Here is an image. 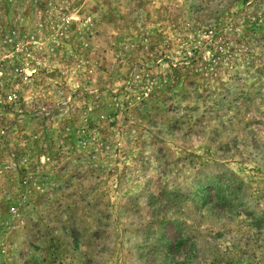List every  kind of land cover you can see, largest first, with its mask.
Here are the masks:
<instances>
[{"label": "rangeland", "instance_id": "1", "mask_svg": "<svg viewBox=\"0 0 264 264\" xmlns=\"http://www.w3.org/2000/svg\"><path fill=\"white\" fill-rule=\"evenodd\" d=\"M0 264H264V0H0Z\"/></svg>", "mask_w": 264, "mask_h": 264}, {"label": "trees", "instance_id": "2", "mask_svg": "<svg viewBox=\"0 0 264 264\" xmlns=\"http://www.w3.org/2000/svg\"><path fill=\"white\" fill-rule=\"evenodd\" d=\"M219 192H220V190H218V196H219V197L221 196L220 198L223 200L224 197H223L221 194L219 195Z\"/></svg>", "mask_w": 264, "mask_h": 264}, {"label": "built area", "instance_id": "3", "mask_svg": "<svg viewBox=\"0 0 264 264\" xmlns=\"http://www.w3.org/2000/svg\"><path fill=\"white\" fill-rule=\"evenodd\" d=\"M34 72V70H32V73Z\"/></svg>", "mask_w": 264, "mask_h": 264}]
</instances>
